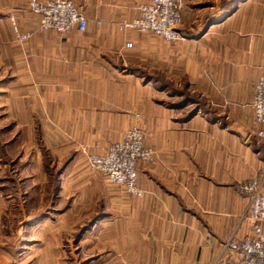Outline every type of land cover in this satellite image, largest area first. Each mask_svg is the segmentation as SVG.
Instances as JSON below:
<instances>
[{"label": "crops", "instance_id": "obj_1", "mask_svg": "<svg viewBox=\"0 0 264 264\" xmlns=\"http://www.w3.org/2000/svg\"><path fill=\"white\" fill-rule=\"evenodd\" d=\"M72 1L87 19L85 31L39 32L19 47L28 63L16 72L28 77L21 99L31 122L56 126L51 135L94 153L140 125L155 152L139 166L145 194L108 191L114 212L99 224L109 217L110 233L124 236L125 251L142 264L225 260L224 243L248 234L238 227L248 208L238 186L257 178L264 189L257 134L264 122H255L253 108L264 73V0L207 4V14L191 3L190 22L180 27L185 39L171 43L120 29L148 0ZM12 17L21 31L40 19L28 0H0V45L16 42Z\"/></svg>", "mask_w": 264, "mask_h": 264}, {"label": "rangeland", "instance_id": "obj_2", "mask_svg": "<svg viewBox=\"0 0 264 264\" xmlns=\"http://www.w3.org/2000/svg\"><path fill=\"white\" fill-rule=\"evenodd\" d=\"M225 1L182 0V26L190 22L191 3L207 14L211 8L203 6ZM19 47L14 39L0 45V264H142L139 254L125 251L124 236L110 233L109 217L99 224L114 212L109 192L123 189L89 170L85 154L92 148L51 135L56 126L31 122L21 99L28 77L16 72L28 63ZM154 159L155 152L152 160L138 161V174L140 164Z\"/></svg>", "mask_w": 264, "mask_h": 264}, {"label": "built area", "instance_id": "obj_3", "mask_svg": "<svg viewBox=\"0 0 264 264\" xmlns=\"http://www.w3.org/2000/svg\"><path fill=\"white\" fill-rule=\"evenodd\" d=\"M28 10L40 17L33 30L21 31L12 17L16 42L22 48L35 33L55 31L65 35L74 28L81 32L87 28L85 15L72 0H28ZM138 11L137 17L120 23L121 30L152 33L167 43L185 39L180 30L181 0H148L139 5ZM253 108L255 122L263 123L264 73L255 82ZM257 134L264 137V129H259ZM153 155L152 149L144 145L142 131L135 127L128 129L121 140L111 141L104 153H87L86 163L89 170L103 174L129 196L142 198L145 192L138 183L137 164L140 160H152ZM238 191L248 199V208L240 217L238 227L246 226L248 234L241 240L229 238L223 245L226 258L216 264H264V189L253 178L240 184Z\"/></svg>", "mask_w": 264, "mask_h": 264}]
</instances>
